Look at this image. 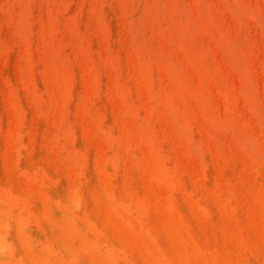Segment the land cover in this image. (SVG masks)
I'll list each match as a JSON object with an SVG mask.
<instances>
[{"label": "bare ground", "instance_id": "bare-ground-1", "mask_svg": "<svg viewBox=\"0 0 264 264\" xmlns=\"http://www.w3.org/2000/svg\"><path fill=\"white\" fill-rule=\"evenodd\" d=\"M0 264H264V0H0Z\"/></svg>", "mask_w": 264, "mask_h": 264}, {"label": "rangeland", "instance_id": "rangeland-1", "mask_svg": "<svg viewBox=\"0 0 264 264\" xmlns=\"http://www.w3.org/2000/svg\"><path fill=\"white\" fill-rule=\"evenodd\" d=\"M26 205H29L28 203H25Z\"/></svg>", "mask_w": 264, "mask_h": 264}]
</instances>
